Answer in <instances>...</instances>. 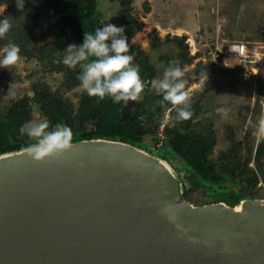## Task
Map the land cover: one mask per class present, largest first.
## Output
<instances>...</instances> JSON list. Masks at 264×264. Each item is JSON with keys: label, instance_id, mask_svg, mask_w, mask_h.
<instances>
[{"label": "water", "instance_id": "95a60500", "mask_svg": "<svg viewBox=\"0 0 264 264\" xmlns=\"http://www.w3.org/2000/svg\"><path fill=\"white\" fill-rule=\"evenodd\" d=\"M71 143L41 163L0 153V264H264V198L195 205L159 155Z\"/></svg>", "mask_w": 264, "mask_h": 264}, {"label": "trees", "instance_id": "16d2710c", "mask_svg": "<svg viewBox=\"0 0 264 264\" xmlns=\"http://www.w3.org/2000/svg\"><path fill=\"white\" fill-rule=\"evenodd\" d=\"M118 2V15L124 28V36L130 38L139 31L142 22L136 21L131 15L132 0H113ZM6 5L5 17L10 19L11 29L4 38H0V45L15 43L21 49L20 55L37 57L44 61L51 71L62 72L67 86L76 85L80 68L70 69L62 63L64 50L68 45L80 46L83 43L85 31L95 32L104 26L101 12L98 9V0H25L24 9L18 10L15 0H0ZM57 28L58 32L69 31V42L62 40L48 41L40 44L39 40L48 36L49 32ZM185 35L174 36L180 49L177 56L179 66L188 63L191 56L184 51ZM159 37L151 39V45L156 46ZM110 43V42H109ZM134 54V64L139 65L140 76L144 83L157 78L155 67L150 63L148 55L136 45L130 46V53ZM207 65L198 62L186 74L195 82L201 77ZM240 68V67H238ZM259 94L264 96V83L259 80ZM38 89L32 97L25 96L20 100L11 102L6 113L0 115V153L14 151L26 147L31 141L27 136H21L20 127L30 121L29 100L39 105L40 110L50 122V130L56 124H64L73 132L72 139L107 138L118 139L142 147L143 142L155 143L156 131L161 124V114L171 105L161 108L156 101L162 99L154 90L145 87L137 106L131 109L122 120L121 109L124 102L114 103L111 98H90L84 91L78 101L76 110L68 99L58 92L51 91L46 85L37 86ZM193 115L191 119L173 126L166 123L164 126L165 140L163 146L169 148L172 156L180 158L186 169L194 176L193 185L203 187L227 186L236 183L237 190L228 189L217 197L229 205L237 203L243 197L257 196L256 187L260 181L264 182V140L257 145L254 138L246 137L245 142L234 141L226 152L221 153L218 159L209 157L214 143L213 131L210 124L203 121H194L201 112V104L190 102ZM176 113L172 110L169 120H175ZM254 158V166L250 160Z\"/></svg>", "mask_w": 264, "mask_h": 264}, {"label": "rangeland", "instance_id": "374dc122", "mask_svg": "<svg viewBox=\"0 0 264 264\" xmlns=\"http://www.w3.org/2000/svg\"><path fill=\"white\" fill-rule=\"evenodd\" d=\"M131 5V15L136 21L142 22V25L139 31L128 38L129 45L138 46L148 55L150 63L156 69L157 78H161L170 65L177 66L178 63L179 66L177 56L180 49L171 38L185 35L184 51L192 58L180 67L187 80L186 91L190 102L197 101L202 107L194 121L210 124L213 131L214 143L209 157L218 159L221 153L231 148L230 134L234 141L242 143L247 136L253 137L256 146L254 132L263 102V96L259 94L262 90L259 80L264 81L257 74H250L244 67L224 68L204 58L207 57L208 50L222 48L234 40L245 41L250 49L264 54V0H132ZM97 7L104 25L110 23L122 26L118 2L98 0ZM5 8L4 3L0 4V15L5 13ZM155 35L159 37V42L152 46L151 39ZM53 40L69 42V31L61 33L53 28L39 43ZM5 46L0 45V57ZM20 56L21 60L17 65L9 69L0 68V115L6 113L11 102L25 96L32 97L41 84L68 99L76 110L84 92L79 86L80 82L69 87L62 72L49 70L46 63L37 57ZM198 62L210 64L204 74L193 82L186 73ZM12 84L15 85V96L6 98ZM145 87L152 90L150 82L145 83ZM29 108L30 121L46 118L32 99L29 100ZM171 114L172 110L166 109L161 114V123L166 124ZM142 147L164 158L171 165L181 182L183 197L195 205L219 201L217 197L223 191L237 190L236 183L195 187L194 176L180 158L170 155L167 146L159 147L155 143L143 142ZM249 165L254 166V158ZM256 191L257 196L247 197L264 198L263 181L259 182Z\"/></svg>", "mask_w": 264, "mask_h": 264}, {"label": "clouds", "instance_id": "9594fccd", "mask_svg": "<svg viewBox=\"0 0 264 264\" xmlns=\"http://www.w3.org/2000/svg\"><path fill=\"white\" fill-rule=\"evenodd\" d=\"M15 2L17 9L22 11L25 0ZM11 27L8 17L0 20V38H4ZM124 31L122 27L107 23L94 33L85 31L82 45H68L64 50L62 63L70 69L79 66V86L90 98L102 101L109 97L114 103L140 99L145 83L141 79L139 65L133 63L134 54H129L130 45ZM20 51L15 43L7 44L0 57V68L9 69L17 65L21 60ZM184 75L177 63V66L170 65L161 78L150 81L151 89L162 96L156 103L161 108L170 104L175 111V120L167 121L173 126L191 119L193 115ZM14 87V84L10 85L6 98L15 96ZM19 133L31 141L23 152L36 163L59 157L72 147V130L64 124H56L50 130V122L46 118L26 122ZM254 135L257 143L264 140V114L259 117Z\"/></svg>", "mask_w": 264, "mask_h": 264}, {"label": "built area", "instance_id": "2783aa9c", "mask_svg": "<svg viewBox=\"0 0 264 264\" xmlns=\"http://www.w3.org/2000/svg\"><path fill=\"white\" fill-rule=\"evenodd\" d=\"M206 53L207 57H205L204 60H208L214 65L224 68L234 66L244 67L250 74H257L264 81V54L250 49L248 43L245 41H229L224 47L210 49ZM262 114H264V96L261 115ZM164 126L165 123H161L157 129L156 145L159 147L163 146L165 140L163 132Z\"/></svg>", "mask_w": 264, "mask_h": 264}, {"label": "crops", "instance_id": "0c3cea01", "mask_svg": "<svg viewBox=\"0 0 264 264\" xmlns=\"http://www.w3.org/2000/svg\"><path fill=\"white\" fill-rule=\"evenodd\" d=\"M194 1V0H193ZM197 1V0H196Z\"/></svg>", "mask_w": 264, "mask_h": 264}]
</instances>
